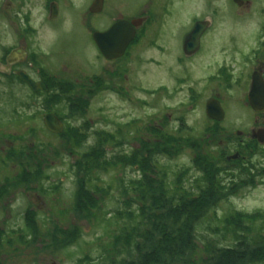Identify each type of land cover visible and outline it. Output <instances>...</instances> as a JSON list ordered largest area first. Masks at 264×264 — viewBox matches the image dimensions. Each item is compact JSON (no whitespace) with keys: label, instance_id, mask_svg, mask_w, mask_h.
I'll list each match as a JSON object with an SVG mask.
<instances>
[{"label":"rangeland","instance_id":"1","mask_svg":"<svg viewBox=\"0 0 264 264\" xmlns=\"http://www.w3.org/2000/svg\"><path fill=\"white\" fill-rule=\"evenodd\" d=\"M85 3L86 0H76V9L66 12L63 22L56 23L53 30L43 29L44 48L49 50L53 47L54 51L64 38L78 34L82 40L86 33L88 35L87 29L84 31L85 28H82L77 18ZM1 6L0 4L2 11ZM185 7V24L188 30L194 26L195 19H213L212 39L206 44L207 48L200 56L186 63L190 81L188 80L184 89L193 87L202 90V99L192 103L187 91L177 97L173 94L169 98H151L138 92V104L106 96L94 101L93 108L88 113L87 119L94 122L90 131L84 137L70 132L64 139L52 137L42 130L43 113L35 102L28 101L26 109H22L16 101L0 100V155L4 156V151H10L8 163L0 162V178L5 175L15 176L26 169L28 172L34 170L33 174L37 179L41 177L44 180L46 176L47 180L51 179L49 186L31 193L29 198L23 191H18L11 198L8 207L0 212V231H4L5 239L10 240V244L4 243L0 250V264H121V259L113 262L115 258L111 249L112 236L124 225L113 218L109 221L107 219L111 214L127 207L124 205L126 197H121V189L118 190L120 179L128 182L138 174L130 167L101 173V181L97 184L100 188L109 186L110 194L103 198L101 214H97V218L88 223L81 217H76L73 211L77 177L72 167L81 153L96 144L98 135L95 132L102 127L114 131V124L110 120L116 121L122 116L124 122L135 119L137 125L134 126L132 139L131 134L126 135L128 137L123 141V148L108 138V156L131 154L140 145L150 141L153 147L149 150L153 151L154 159L161 161L169 170L170 183L176 179L175 175L179 171L184 170V179H190V183L194 177L204 180L207 174L209 180L216 175L224 188L230 189L229 184L236 171V176L244 177L239 169H251L250 175L245 174L248 184L245 182L235 188L229 197H222L216 207L198 223L194 237L196 249L190 262L174 260L167 264H216L206 252V245L214 243L220 247L230 246V236L227 238L221 230L230 213H264V145L252 137L253 131L264 130V113L253 111L248 103L253 73L259 72L264 76V0H255L250 7H239L233 0H186ZM97 21L91 22L92 28H100ZM35 22L41 24V21ZM15 27L16 23L9 22L0 13V54L7 44L13 43ZM56 52L58 53L54 54L53 62L61 70V51L57 48ZM74 52L81 61H94V51L89 44L79 46ZM151 56L160 59L165 66H176L173 54L171 58H166L148 53L144 59ZM165 66L157 68L139 64L136 70L139 87L151 89L165 84ZM209 76L214 79L213 83L206 82ZM228 80L230 87L226 85ZM170 83L171 88H174L173 80ZM4 89L3 84H0V92ZM213 98L220 102L225 112L222 122H215L207 117L206 105ZM164 121L168 122L165 135L170 143L166 147V155H161L154 151L160 146L165 147L167 141L161 140L160 134L157 136L154 131L151 133L150 129L153 127L157 130L158 125ZM180 125H184L181 131ZM66 138H76L80 146H75L73 140L69 144ZM156 140H161V144L156 143ZM74 150L75 156L71 154ZM167 151H176V154L167 155ZM20 152L23 153L22 158L19 157ZM236 154H239L238 159L227 161V157ZM194 160L203 163L202 171H198ZM49 195L51 196L47 198ZM26 205L36 213L24 215ZM26 222L27 226L30 222L29 231ZM76 227L81 237L78 242L66 247L69 242L59 235H73ZM31 228L35 229L36 234L31 233ZM217 229L222 234H217ZM28 232L32 236L28 238L29 241L25 239Z\"/></svg>","mask_w":264,"mask_h":264},{"label":"flooded vegetation","instance_id":"2","mask_svg":"<svg viewBox=\"0 0 264 264\" xmlns=\"http://www.w3.org/2000/svg\"><path fill=\"white\" fill-rule=\"evenodd\" d=\"M254 1L243 2L239 7H250ZM95 2L96 0H86L80 15L77 16L82 28H85L84 31L87 29L88 35L85 32L86 37L84 36L82 40L78 34L64 38L53 51V47L49 50L43 47L45 41L43 29L53 30L56 23L63 22L65 13L76 9V0H0L2 5L0 13L4 14L9 22L16 23L13 43L7 44L0 54V84L5 87L0 92V100L16 101L22 109H26L28 101L35 102L36 106L41 107L39 111L43 113L42 130L52 137L64 139L61 135L67 131L83 137L90 131L94 122L87 119L88 113L92 110L94 101L102 100L106 96L138 104L139 99L136 96L138 92H143L151 98L161 96L169 98L173 94L177 97L187 91L192 103L202 99V90L193 87L184 89L188 80L190 81L186 63L200 56L207 48L206 44L210 43L212 18L209 21L208 17L195 19L194 26L188 30L185 24L186 0H102L101 7L93 12ZM35 21H41V24L38 25ZM92 21L99 22L100 28H92ZM123 21L128 22L133 28L131 40L125 49L114 50V47L122 44V32L114 38L106 39L102 48L99 47L94 39L95 33L106 34ZM198 22H208V27L201 32L198 47L193 52L190 50L188 54L189 37ZM85 44H89L94 51L93 62H89V59L81 61L75 55L74 51ZM57 48L61 51L60 59L63 61L60 64L61 70L58 69V64L53 62L54 54L58 53ZM148 53L166 58H171L173 54L172 59L176 66H165L154 56L144 59ZM139 64L157 68L165 66L167 82L157 88L139 87L136 77ZM27 78L36 84L44 85L46 90L40 88L36 92L33 91L26 81ZM208 78L207 83L214 82L212 77ZM171 80L175 84L174 88H171ZM226 85L230 87L229 80ZM47 115H54L60 120L63 126L61 134H55L47 129L44 121ZM124 120L123 116L116 121L110 120L114 124V131L102 127L95 133L112 134L115 136L114 144L123 148V141L128 137L126 135L131 134L132 139L134 126L137 125L135 119L125 122ZM167 121L158 125L157 130L153 127L150 129L151 133L154 131L157 136L160 134L159 138L164 141H167L165 135ZM183 126L180 125L179 131L184 128ZM71 140L75 142V138H66L70 144ZM160 141L155 142L161 144ZM168 143L170 142L165 143V148ZM151 144L148 141L132 153H137L139 148L153 147ZM4 153V156L0 155V162L6 164L10 159V151ZM228 158L227 161L230 162ZM47 179V176L43 180L41 177L37 179L35 175L21 173L0 178V212L8 207L11 198L15 197L18 191H23L22 193L29 198L31 193L49 186L51 179ZM51 209L53 212V208ZM31 213L35 214L36 211L26 205L24 215Z\"/></svg>","mask_w":264,"mask_h":264},{"label":"trees","instance_id":"3","mask_svg":"<svg viewBox=\"0 0 264 264\" xmlns=\"http://www.w3.org/2000/svg\"><path fill=\"white\" fill-rule=\"evenodd\" d=\"M69 134L70 131H67L61 136L66 137ZM97 135L96 144L81 153L72 167L77 177L74 202L76 217L90 223L97 218V214H101L103 198L110 194L109 186L100 188L97 184L101 181V173L130 167L138 174L128 182L119 178L121 183L118 190L121 189V197H126L124 205L127 207L111 214L107 219L109 221L113 218L124 225L112 236L114 263L119 259L121 264H167L174 260L190 262L196 249L194 237L198 223L216 207L222 197H229L235 188L245 182L248 184L246 175H250L249 168L239 169L244 177L236 176L237 171L235 172L229 184L230 189H225L216 175L209 180L207 174L204 180L194 177L190 183V179H184V170L185 173L182 170L175 173L176 179L170 183L169 170L161 161L154 159L153 151L149 150L150 146L143 147L134 154L110 157L106 143L108 138L114 143L115 136L104 133ZM74 145H79L76 138ZM165 150L168 149L160 146L154 152L166 155ZM75 151H71L73 156ZM20 153L19 157L22 158L23 153ZM169 154L175 155L176 151L168 152L167 155ZM194 162L199 169L197 170L202 171L203 163ZM33 171L22 169L21 174L34 175ZM29 221L33 223L32 220ZM219 221L222 223L221 219ZM225 221L221 230L227 238L230 236L232 242L227 247L214 243L206 245V252L212 261L216 264H264V213L247 214L234 211ZM30 222L26 225L27 230ZM216 231L217 234H222L219 229ZM31 233L36 234L35 229L31 228ZM31 233L28 232L25 236L27 238L24 237L27 241L32 237L29 236ZM72 234L59 235L69 242L66 247L78 242L81 237L77 227ZM5 235L4 231H0V250L4 243L10 244Z\"/></svg>","mask_w":264,"mask_h":264},{"label":"water","instance_id":"4","mask_svg":"<svg viewBox=\"0 0 264 264\" xmlns=\"http://www.w3.org/2000/svg\"><path fill=\"white\" fill-rule=\"evenodd\" d=\"M102 0H96L95 4L93 5L92 11L98 10L97 8L101 7ZM251 0H234V3L238 6H241L243 2H247ZM208 22H198L192 33L190 34L189 41H188V54L193 52L195 48L199 45V37L202 31L207 29ZM131 30H133L132 26L128 22H120L116 24L108 33L100 34L95 33L94 39L99 47L102 48V44L106 39H111L116 37L120 32H122V44L120 43L118 47H114L116 51H123L125 47L129 44L131 40ZM130 33V34H129ZM117 53V52H116ZM118 54V53H117ZM109 56V55H108ZM27 83L33 89V91H37L40 88L46 90L44 85L36 84L29 78L26 79ZM248 103L253 111L257 113H264V78L259 72H255L252 75V83L251 89L248 95ZM206 113L207 117L215 122H222L225 117V112L217 99L210 100L206 106ZM45 125L50 132L55 134H61L63 132V126L60 120L54 115H47L45 118ZM253 139H257V141L264 145V130L253 131ZM239 154H236L233 157H229L228 160H236L238 159Z\"/></svg>","mask_w":264,"mask_h":264}]
</instances>
